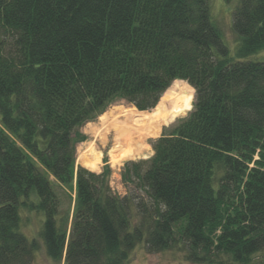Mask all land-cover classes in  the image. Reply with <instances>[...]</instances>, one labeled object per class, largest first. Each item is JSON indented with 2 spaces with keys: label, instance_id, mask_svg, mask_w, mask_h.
Segmentation results:
<instances>
[{
  "label": "trees",
  "instance_id": "trees-1",
  "mask_svg": "<svg viewBox=\"0 0 264 264\" xmlns=\"http://www.w3.org/2000/svg\"><path fill=\"white\" fill-rule=\"evenodd\" d=\"M232 30L234 56L209 0H0V264H32L39 248L19 206L43 214L45 252L65 264H124L139 244L251 263L264 249V61L247 58L264 50V0H236ZM174 80L193 87L192 108L125 163V193L108 167H76L85 123L114 99L151 110ZM72 186L61 212L56 187Z\"/></svg>",
  "mask_w": 264,
  "mask_h": 264
},
{
  "label": "rangeland",
  "instance_id": "rangeland-1",
  "mask_svg": "<svg viewBox=\"0 0 264 264\" xmlns=\"http://www.w3.org/2000/svg\"><path fill=\"white\" fill-rule=\"evenodd\" d=\"M235 3L236 0L231 2H226L224 0H209L210 18L212 22L218 26L221 32L222 41L227 46L231 56H234L238 43L237 36L232 30V13ZM247 59L264 61V50L249 56ZM183 82L190 86L187 82ZM192 91L194 95V89ZM129 110L134 112L151 111H140L123 99H114L106 106L104 112L100 114V116L93 121L85 123L79 129L81 141H79L76 146V167L83 166L86 169L97 173L108 167L110 170V184L114 190L120 193H125L128 186H130L122 181L121 173L125 163L128 161H139L151 157L153 155L151 141L158 138L162 132H169L175 124L188 115L191 109L184 115L174 119L172 122L160 126V129L156 133L146 135L142 142L140 152L132 156H121L122 150H120L119 147H116V133L114 132L112 121L117 114H129ZM114 157L120 158L119 164L116 166H113L111 162V159ZM85 161L88 163L97 162L96 167L92 170L90 167L83 164ZM56 190L60 200L59 208L61 212H64L69 206V197L67 194L69 193L71 196L74 195L73 186L72 188H65L63 191L56 187ZM18 211L20 214V231L25 234L29 240L36 238L39 243V248L34 255L32 264H65L64 259L57 260L50 258L45 252L44 245L39 237L43 214L35 210L22 208L21 206H19ZM124 264L202 263H195L187 260L184 252L179 250L173 249L159 252H148L143 244H139L131 251ZM250 264H264V249L253 255Z\"/></svg>",
  "mask_w": 264,
  "mask_h": 264
},
{
  "label": "bare ground",
  "instance_id": "bare-ground-1",
  "mask_svg": "<svg viewBox=\"0 0 264 264\" xmlns=\"http://www.w3.org/2000/svg\"><path fill=\"white\" fill-rule=\"evenodd\" d=\"M182 82L174 80L151 111L129 110V114H117L114 117L112 125L116 133L115 142L116 147L122 150L121 156H132L140 152L146 135L156 133L160 126L172 122L192 108L193 88ZM119 160V157L112 158V165H118ZM83 164L93 170L97 162L85 161Z\"/></svg>",
  "mask_w": 264,
  "mask_h": 264
}]
</instances>
